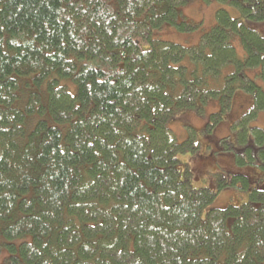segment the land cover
I'll return each mask as SVG.
<instances>
[{
  "label": "trees",
  "instance_id": "trees-1",
  "mask_svg": "<svg viewBox=\"0 0 264 264\" xmlns=\"http://www.w3.org/2000/svg\"><path fill=\"white\" fill-rule=\"evenodd\" d=\"M192 1L0 0L2 264H264V177L238 156L264 168V131L211 146L252 190L204 213L216 195L180 180L194 147L168 127L214 100L208 132L234 104L233 127L264 112V0L219 9L197 48L153 39L193 31Z\"/></svg>",
  "mask_w": 264,
  "mask_h": 264
},
{
  "label": "rangeland",
  "instance_id": "rangeland-1",
  "mask_svg": "<svg viewBox=\"0 0 264 264\" xmlns=\"http://www.w3.org/2000/svg\"><path fill=\"white\" fill-rule=\"evenodd\" d=\"M244 1L245 0H193L191 3L181 7V17L179 20L194 26L195 29L193 31L182 32L173 26L164 25L161 29L153 31V39L171 42L188 49L197 48L199 47L201 36L209 32L215 26L216 12L219 9H223L232 18H240L242 14L240 9L235 6V2L241 5ZM260 29L264 31V22L260 25L259 30ZM232 44L235 47L237 57L242 59L244 51L239 41L235 39ZM147 46L148 45H143L144 48ZM247 74L252 75L251 72ZM256 83L264 92V84H261L259 80H257ZM238 101L241 102L240 98H238ZM236 109L237 107L234 104L231 112L226 115H221V120L213 125L209 132L206 128L207 124L211 122L210 115L217 114L220 111L216 100L197 109L181 111L168 124L178 144L190 140L194 147V150L180 153L177 156V170L180 180L188 181L194 189L206 188L216 195L213 202L205 209L204 213L211 208L224 209L229 205L238 206L246 202L247 195L252 190V188L249 187L245 190V187L241 185L242 179H234L232 174L241 170V168L237 167L235 156L232 152L229 150V152L222 151L225 152L228 158H224L222 162H219L227 169L226 172L223 171L222 167H218L216 163L218 158H215L211 153V146L215 145L214 142L219 146L221 145V141L226 143V141L229 140L227 145L230 144L231 147H237V149L240 150V144L237 139L241 140L246 136L255 138L258 132L253 129L264 131V112H257L252 119H249L243 125H236L235 127H233V125L230 126L232 118L236 119L241 111V109L240 111H236ZM228 130L230 131L228 132ZM228 133L230 134L228 135ZM208 138H212V140L209 141ZM223 146L221 145L222 149L224 148ZM247 154L251 155L250 152L243 150V152H240L238 155L240 159L247 164V167H249L243 168L242 172L247 174L248 178L251 177V179L253 178L252 173L254 177L257 175L264 177V168L259 165L258 156L251 155L253 157V159H251ZM261 176L259 179H261ZM3 260L4 257L0 255V264H2Z\"/></svg>",
  "mask_w": 264,
  "mask_h": 264
},
{
  "label": "flooded vegetation",
  "instance_id": "flooded-vegetation-1",
  "mask_svg": "<svg viewBox=\"0 0 264 264\" xmlns=\"http://www.w3.org/2000/svg\"><path fill=\"white\" fill-rule=\"evenodd\" d=\"M241 114H239L237 117H240Z\"/></svg>",
  "mask_w": 264,
  "mask_h": 264
},
{
  "label": "bare ground",
  "instance_id": "bare-ground-1",
  "mask_svg": "<svg viewBox=\"0 0 264 264\" xmlns=\"http://www.w3.org/2000/svg\"><path fill=\"white\" fill-rule=\"evenodd\" d=\"M235 90V89H234ZM246 187V186H245ZM260 193V192H259Z\"/></svg>",
  "mask_w": 264,
  "mask_h": 264
}]
</instances>
